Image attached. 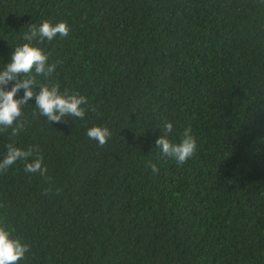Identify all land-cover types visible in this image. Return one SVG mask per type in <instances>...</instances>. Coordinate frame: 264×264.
I'll list each match as a JSON object with an SVG mask.
<instances>
[{
	"label": "trees",
	"instance_id": "trees-1",
	"mask_svg": "<svg viewBox=\"0 0 264 264\" xmlns=\"http://www.w3.org/2000/svg\"><path fill=\"white\" fill-rule=\"evenodd\" d=\"M44 20L70 32L37 45L62 61L37 80L88 105L50 123L33 98L26 131L0 133V159L38 146L47 168L0 173L19 264H264V0H0V69ZM166 121L196 140L183 165L156 148Z\"/></svg>",
	"mask_w": 264,
	"mask_h": 264
},
{
	"label": "clouds",
	"instance_id": "clouds-1",
	"mask_svg": "<svg viewBox=\"0 0 264 264\" xmlns=\"http://www.w3.org/2000/svg\"><path fill=\"white\" fill-rule=\"evenodd\" d=\"M28 29L22 37L25 42L14 47L10 61L0 69V133L11 129V138H16L26 131L29 121L23 118V109L33 98L39 115L46 117L50 123H66V117L83 120L86 108L82 105H88V100L83 95L70 93L67 89L61 91L56 83L49 86L37 80L39 76L45 78L52 76L57 64L62 63L59 60L49 63L50 53L37 45L44 40L52 41L57 36L67 37L70 32L67 23L61 21L53 24L44 20L39 26L29 24ZM9 84L11 87H8ZM37 86L38 91L35 90ZM21 89L23 95L18 96ZM91 110L95 111V108ZM36 115V112L32 113L33 118ZM172 129V123L166 121L163 124V133L156 138L155 145L162 157L171 158L177 165H183L195 154L197 143L191 135L190 128L185 129L179 142H173L169 139ZM111 135V131L106 126L93 125L87 129L88 138L95 140L101 147L108 142ZM6 149V154L0 159V173L20 161L24 163L25 173L39 174L41 177L46 175L47 168L43 164V155L38 146H29L25 149L10 142L6 145ZM30 157L31 161H29ZM148 167L154 173L159 172L157 165L151 161L148 162ZM52 191L51 187L44 190L45 195ZM55 191L58 194L60 190ZM29 251L28 244L22 243L19 238H14L7 226L0 223V264H19Z\"/></svg>",
	"mask_w": 264,
	"mask_h": 264
}]
</instances>
